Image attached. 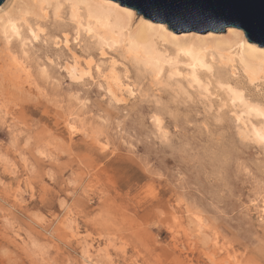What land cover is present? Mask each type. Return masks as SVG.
<instances>
[{"label": "rangeland", "instance_id": "obj_1", "mask_svg": "<svg viewBox=\"0 0 264 264\" xmlns=\"http://www.w3.org/2000/svg\"><path fill=\"white\" fill-rule=\"evenodd\" d=\"M19 1L5 0L0 19L16 11ZM131 9L137 25L143 16ZM28 21L44 28L49 40L37 49L40 59L71 63L63 46L67 10L59 21L52 10L48 17ZM230 27L247 35L234 26L221 33ZM209 31L172 32L205 37ZM67 32L68 48L84 68L89 56L105 67L115 59L117 72L121 67L128 72L126 79L143 95L125 96L127 104L109 107L98 86L107 81H100L99 74L82 85L58 70L51 80L38 79L36 53L27 72H19L0 27V264H264V204H252L259 198L264 150L241 142L247 119H256L239 106L236 117L220 112L218 100H199L197 91L196 102L172 104L171 145H161L144 121L150 107L145 98L159 92L151 77L137 75L135 60L125 50H103L96 38ZM57 38L61 49L53 46ZM18 47L12 40L14 55ZM166 47L170 56L177 52ZM184 60L178 70L187 77ZM207 75L204 81L212 84L215 97L221 81ZM180 83L187 87L188 81ZM246 91L259 99L263 89ZM74 96L91 104L81 111ZM160 98L169 103L172 94ZM69 116L79 117L73 124L87 134L71 133ZM105 118L108 132L97 142L91 130ZM240 164L252 175L241 174Z\"/></svg>", "mask_w": 264, "mask_h": 264}, {"label": "snow or ice", "instance_id": "obj_2", "mask_svg": "<svg viewBox=\"0 0 264 264\" xmlns=\"http://www.w3.org/2000/svg\"><path fill=\"white\" fill-rule=\"evenodd\" d=\"M3 3V0H0V4ZM44 7H50V5H44ZM63 5H56V20L61 19V8ZM68 7L72 9V20L76 21V8L78 5L69 4ZM157 7H161L158 5ZM26 22L21 23V27L16 25H11V31L8 33L12 37V40L18 42V50L16 55H13L11 51L12 40H8V56L11 58L13 63L17 67L27 70L28 64L33 60V53H36L35 62L37 64V78L42 80H51L52 75L57 72H63L67 74V78L70 79L74 84H84L88 81L95 82L96 74H99L100 81H107V86L104 83H100L98 86L101 88L102 92L105 93L102 96V99L106 102L109 107H116L119 105H124L128 103V100L125 99L127 96L129 99L140 98L143 94L136 90L137 86L133 85L130 81L126 79L129 75L128 72L124 71L121 67L120 72H117V61L115 59L111 60V63L105 67L103 62L99 65L91 59V57H86V69L81 70V57L77 56L75 53L68 48L67 40L65 38L64 47L67 48L70 53L71 63L66 64L65 66H60L56 63L55 57L49 59L45 56L43 59L39 58V53L37 49L40 45H48L49 40L46 35L44 28L33 25H26ZM243 27V24L240 25ZM88 35L94 36L95 34L91 29L84 30ZM27 33L26 35L23 33ZM234 36L237 38H242L241 33L234 32ZM53 46L56 49H61L62 44L59 38L52 42ZM79 44V40L76 41ZM105 49H112L115 53L117 51L116 46L108 41L103 44ZM264 48V45H262ZM105 53L102 52L101 55ZM181 58H187V63L184 67L190 70L187 77L184 73L179 71V63ZM139 69L137 75L143 73L148 75L152 79V84L154 89H158V93L146 97L147 103L150 104V107L146 109V115L144 116V121L148 122L150 129V137H154L159 144L164 146H170L172 141V133L169 131L171 127V121L176 119L175 109L172 107V104L176 101H182L184 103H194L196 102L193 99V96L197 94L198 98L202 101L209 100H218L219 101V110L220 112L228 111L233 117H236V109L239 106L242 114H245L249 117L257 119L260 121V126H252L246 135H242L241 142L248 143L252 145H258L262 150H264V91H261L259 99H256L247 94L245 88L240 86H234L231 83L227 82H217L216 90L218 95L213 96L212 84L210 82H205L200 78L199 73H207L210 76L214 75L215 69L211 66L207 60L198 55L194 50L190 48L181 47L178 52L173 56H169L167 53H164L162 56L155 58L149 62H133ZM235 76V73H232ZM247 83L252 85L255 89L256 85L259 84L262 89H264V53L261 54V59L258 63L253 65L252 70L245 72ZM187 79V87H184L180 82ZM165 92L172 94V100L169 103H164L161 100V95ZM220 93H223L221 96ZM79 105V109L84 111L91 104L90 100L79 99V97H73ZM99 118V117H97ZM69 131L73 134L78 132H85L84 128H78L74 126L73 121L80 119L79 117L69 116ZM110 121L105 118L99 126L92 128V136L90 138H95L97 142L104 137L108 128L107 125ZM216 123H221L220 119L216 120ZM83 124V120H81ZM117 125L122 127L120 121L116 122ZM115 126V125H114ZM178 132L179 129H176ZM102 149H106L108 145L101 144ZM41 156H44L45 153L41 152ZM241 174H247L251 176V172H248L242 164L239 165ZM258 192L259 198L253 200L252 204H264V175L261 176L258 182ZM262 216H264V207L260 208ZM191 214V213H190ZM197 220H200L199 215L196 216ZM202 223V221H201Z\"/></svg>", "mask_w": 264, "mask_h": 264}, {"label": "bare ground", "instance_id": "obj_3", "mask_svg": "<svg viewBox=\"0 0 264 264\" xmlns=\"http://www.w3.org/2000/svg\"><path fill=\"white\" fill-rule=\"evenodd\" d=\"M57 4L64 6L60 10L61 17L65 10L69 14L70 22L64 25L67 42L69 41L67 30L72 29L77 37L85 34L88 37L96 38L103 50L105 49L103 44L111 41L116 48L125 50L128 57L140 62H149L164 53L168 54L167 45L173 46L177 52L181 47L190 48L214 67L215 73L211 76L217 75L216 78L221 83L227 82L241 88L252 87L247 83L245 72L252 70L253 65L259 62L261 54L264 53V48L257 42L251 41L243 31L237 28L230 27L228 33L209 31L205 37L198 34L181 37L169 31L165 25L153 23L144 17H141L140 22L135 25L134 11L112 0H20L16 11L7 13L0 19V27L6 41L11 40V36L8 35L11 25L20 27L21 20L26 22V25H31L28 17H48L51 10L56 17ZM69 4L78 5L75 22L72 20V9L68 7ZM44 5H50V7H44ZM89 28L95 34L94 36H90L84 31ZM234 32L241 33L242 38L234 36ZM75 54L77 55V53ZM184 61H187V58ZM12 65L19 69V72H27L14 63ZM80 67L81 70L86 69L82 63ZM12 71L14 72L15 69ZM227 72H230L232 77L227 76ZM233 72L235 76L232 75ZM13 74L15 75V73ZM206 74L199 73L200 78L204 80ZM19 76H21L20 73ZM259 86V84L256 85V87ZM247 120L246 127L241 131L242 135H246L252 126L257 128L260 126V121L257 119L249 118Z\"/></svg>", "mask_w": 264, "mask_h": 264}, {"label": "water", "instance_id": "obj_4", "mask_svg": "<svg viewBox=\"0 0 264 264\" xmlns=\"http://www.w3.org/2000/svg\"><path fill=\"white\" fill-rule=\"evenodd\" d=\"M116 1L136 9V14H142L147 19L165 23L167 28L176 33L221 32L225 26H234L245 29L251 41L257 42L259 46L264 45V0Z\"/></svg>", "mask_w": 264, "mask_h": 264}]
</instances>
